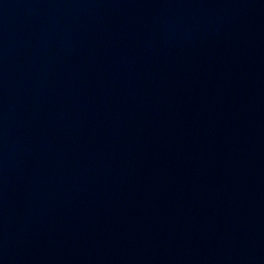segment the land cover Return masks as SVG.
I'll use <instances>...</instances> for the list:
<instances>
[{"label":"water","instance_id":"obj_1","mask_svg":"<svg viewBox=\"0 0 264 264\" xmlns=\"http://www.w3.org/2000/svg\"><path fill=\"white\" fill-rule=\"evenodd\" d=\"M0 264H264V0H0Z\"/></svg>","mask_w":264,"mask_h":264}]
</instances>
